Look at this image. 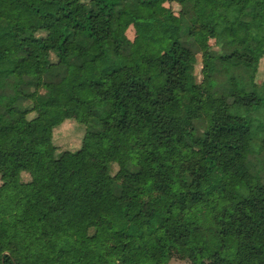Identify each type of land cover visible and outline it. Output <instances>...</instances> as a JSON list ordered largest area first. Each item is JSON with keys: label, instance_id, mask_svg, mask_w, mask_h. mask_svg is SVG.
Segmentation results:
<instances>
[{"label": "trees", "instance_id": "obj_1", "mask_svg": "<svg viewBox=\"0 0 264 264\" xmlns=\"http://www.w3.org/2000/svg\"><path fill=\"white\" fill-rule=\"evenodd\" d=\"M159 1L0 0V264H264V0Z\"/></svg>", "mask_w": 264, "mask_h": 264}, {"label": "rangeland", "instance_id": "obj_2", "mask_svg": "<svg viewBox=\"0 0 264 264\" xmlns=\"http://www.w3.org/2000/svg\"><path fill=\"white\" fill-rule=\"evenodd\" d=\"M169 9L172 11L173 17L176 16L179 7L176 4H168L165 0H160L158 5L156 6L157 11H164ZM127 38L135 43L138 41V35L134 31V29L130 26L125 32ZM168 47V44L165 42L155 44L151 46V52L153 54L160 55L162 54ZM208 47H214V41L206 39L199 43V51L196 56L197 64L195 66V76L198 82H201L202 79V53ZM257 47L259 52L264 55V38L257 39ZM264 81V57L260 61L258 74L256 76L257 85H261ZM35 113L32 112L28 115V118H33ZM84 126L79 124L73 120H67L62 123L60 126L54 128L52 130L51 139L53 145L57 147L59 152L67 151V152H75L77 151L82 143V139L84 136ZM40 133L43 136H47V131L44 129H40ZM65 165V173L61 177H59L52 185L51 189L55 192H65L69 193L73 191L76 182L81 177L82 169L87 162L86 157H65L64 158ZM117 172V166H112V175H115ZM22 180L24 182L29 181V176L26 174L22 175ZM1 185V181H0ZM100 209L104 213H108L112 209V203L108 199H103L100 202ZM83 222L90 224L94 221V216L91 213H84L82 215ZM167 264H190L188 261H184L179 259L178 257L172 258Z\"/></svg>", "mask_w": 264, "mask_h": 264}]
</instances>
